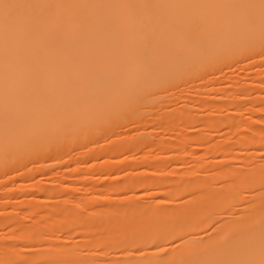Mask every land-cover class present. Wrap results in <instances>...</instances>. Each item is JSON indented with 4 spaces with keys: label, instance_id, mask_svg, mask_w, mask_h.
<instances>
[{
    "label": "bare ground",
    "instance_id": "6f19581e",
    "mask_svg": "<svg viewBox=\"0 0 264 264\" xmlns=\"http://www.w3.org/2000/svg\"><path fill=\"white\" fill-rule=\"evenodd\" d=\"M0 239L264 264V0H0Z\"/></svg>",
    "mask_w": 264,
    "mask_h": 264
},
{
    "label": "rangeland",
    "instance_id": "374dc122",
    "mask_svg": "<svg viewBox=\"0 0 264 264\" xmlns=\"http://www.w3.org/2000/svg\"><path fill=\"white\" fill-rule=\"evenodd\" d=\"M239 69H241V68L239 67L238 70H239ZM238 70H237V71H238ZM237 71H236V72H237ZM242 71H243V70L241 69V72H242ZM239 72H240V71H239ZM1 235H2V234H1ZM1 237H2L1 239H3V236H1ZM1 239H0V240H1Z\"/></svg>",
    "mask_w": 264,
    "mask_h": 264
}]
</instances>
